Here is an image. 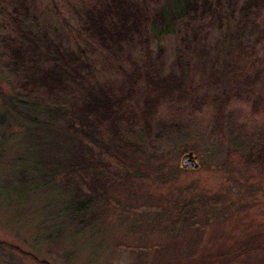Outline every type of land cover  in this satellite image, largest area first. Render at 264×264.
Masks as SVG:
<instances>
[{
	"label": "rangeland",
	"instance_id": "rangeland-1",
	"mask_svg": "<svg viewBox=\"0 0 264 264\" xmlns=\"http://www.w3.org/2000/svg\"><path fill=\"white\" fill-rule=\"evenodd\" d=\"M17 1L25 0H0V264H264V106L260 114H251L250 101L256 94L250 100L247 93L255 87L264 93V2L252 7L254 32L246 25L248 32L226 35L222 42L224 47L248 42L254 47L250 62L261 66V73L249 71L247 81L242 80L244 89L231 92L227 75L218 66L221 61L214 62L219 52L186 53L176 61L173 39L150 40L149 57L135 52L130 59L120 56L119 60L99 52L92 55L84 47L88 60L80 70L85 82L79 94L36 95L37 99L17 95L23 102L37 100L41 108L30 113L50 119L47 131L31 124L22 105L12 111L7 104L16 97L20 76L7 69L14 45L4 40L3 25ZM244 1L222 3L242 21ZM62 5L59 0H37L31 12L35 21L27 22L31 30L40 38L44 33L63 38L67 29L79 26L76 12ZM208 38L210 50L218 36L212 33ZM143 64L157 67V75L166 81L149 133L132 102L123 103L118 135L130 144L121 150L127 158L120 159L124 164L137 160V170L90 146L96 172L109 176L110 183L93 189L84 213H73L69 205L74 202L75 188L84 191V186L67 165L72 158L71 141L51 130L64 124V113L77 111L79 101L74 98L95 93L98 86L123 83V94L131 96L127 81L133 79L138 83L134 95L144 98L148 94L144 75L153 73ZM133 65L142 68L135 72ZM222 94L231 98L218 130L215 103ZM53 100L61 104L57 111L44 108ZM55 140L58 148L50 146L38 158L30 150V145ZM188 151L195 157L196 169L181 165ZM64 167L69 173L61 182L50 183L47 177L38 182L46 173L59 178ZM117 171H121L118 177L113 175ZM187 202L197 211L195 221L188 227L172 223Z\"/></svg>",
	"mask_w": 264,
	"mask_h": 264
},
{
	"label": "trees",
	"instance_id": "trees-1",
	"mask_svg": "<svg viewBox=\"0 0 264 264\" xmlns=\"http://www.w3.org/2000/svg\"><path fill=\"white\" fill-rule=\"evenodd\" d=\"M60 1L62 6L67 5L73 12L75 11L81 21L79 26L67 29L70 35L63 33V38L52 37L47 35L48 33H44L43 37L40 38L31 30L32 27H29L28 21L30 19L31 22L35 21L32 18L35 17L33 16L34 13L31 12L36 10L37 0L15 2L10 13H7L3 25L7 32L6 35H3L4 40L11 41L14 45L9 51L7 69L10 73L20 76L18 88L15 90L17 92L16 97L14 96L10 102L8 100L9 103L7 104L12 111L17 109L16 105H22L24 109L22 112H27L26 117L32 121L31 124L35 125L36 129L42 127L41 129L48 131L47 126L51 123L48 121L50 119L36 118L35 112L30 113L41 108H39L37 100L23 102L19 98L21 96L29 98L33 95L36 99V95L55 98L63 93L79 94L77 92L84 89L85 82L80 70L87 67L84 61L88 60L84 47L89 48L87 52L92 55L99 52L101 55L115 56L116 59L118 57V60L120 56H126L130 59V55L135 52H143L145 56L149 57L148 45L150 40L159 42L163 39H173L175 41V57L178 62L186 53L209 55V52H219L215 56L217 59H214V62L219 63L221 61L218 66L227 75L226 81L230 83V90L233 94L235 91L244 89L243 83L247 81L251 72L256 74L260 72L259 67L261 66H254L250 62V58L254 54V47L250 42L246 43L247 45L238 44L228 47H224V43L222 46V42H225L226 35L227 37L233 33L242 35L248 32L246 30L248 27L252 31L255 29L257 25L250 17V13H253L251 12L253 6L257 7L264 0H245L240 5L242 21L236 20L232 12H227L222 0ZM53 7L57 9L56 2ZM30 15L32 16L30 17ZM57 15L62 25L66 26L65 19L61 17L59 12ZM212 33L218 38L215 41L216 45L209 50L207 41ZM262 35L264 37V33ZM222 55H226V59L221 58ZM106 59L110 58L106 57ZM140 66L149 68L153 73V75L149 74L151 78H149L150 76L146 77L147 74L144 75V82L148 88V94L144 98L138 100L137 96L134 95L133 90L137 88L138 83L133 79L127 81L129 83L127 90L132 92L131 96L123 94V83L114 86L111 84L98 86L95 93L89 92L74 98L78 99L79 106H76V112L68 111V113L63 114L62 121L64 124L59 127L56 126L54 130L49 128L51 131H55L54 133L59 134L60 137L71 141L73 152L67 165L70 167L71 174L78 175V182L84 186V191L75 188L74 202H70V209L68 208L73 213H84L93 198L91 196L94 192L93 189L101 188L104 182L110 183L109 176L106 177L96 172L90 146L94 145L102 152L109 154L124 167L137 170L136 166L139 164L137 160H131L128 164H124L125 162L120 159L121 156L127 158V155L121 150L130 144L118 135L119 127L117 124L122 111H124L125 105L123 103L126 99L132 102V106L137 109L144 130L149 133L157 113L158 96L163 92V84L166 81L157 75V67L152 64ZM218 66L215 67L218 68ZM139 67L133 65L132 70L138 72ZM123 68L120 66L118 69L123 70ZM247 93L250 100L256 94L254 100L250 101L251 114H260L258 113L259 108L264 106V93L256 87ZM118 95H120L119 99H117ZM224 95L218 96L216 98L218 101L215 103L217 116L214 126L218 130L226 120V107L231 98V96ZM27 107L29 108L26 109ZM46 107L56 108L57 111L61 104L53 100L52 104H46L44 108ZM95 126H98L99 129H96ZM24 132L26 137L28 136L30 139L29 129L26 128ZM50 146L56 149L59 144L55 140V142L30 145L29 147L30 150L36 152V158H38L40 154L48 153ZM110 150L116 153L111 154ZM263 151L264 149H261V152ZM189 152L192 153L191 151L187 153ZM36 163L38 164V161ZM63 169L65 172L63 171L59 178L57 176L51 178L49 173H46L39 177L38 182L45 181L47 178L46 181L50 183H55L57 179H60L58 181L61 182L69 173L66 172V167ZM101 172H104V169H101ZM119 173L121 171L113 172V175L118 177ZM122 173L127 172L124 170ZM19 174L22 175V171ZM125 177L126 174L122 178ZM84 192L86 193L84 194ZM178 210L171 221L172 223L182 224L181 227H188L195 221L197 211L188 202L181 211Z\"/></svg>",
	"mask_w": 264,
	"mask_h": 264
},
{
	"label": "water",
	"instance_id": "water-1",
	"mask_svg": "<svg viewBox=\"0 0 264 264\" xmlns=\"http://www.w3.org/2000/svg\"><path fill=\"white\" fill-rule=\"evenodd\" d=\"M181 165L183 168H186V169H196L198 167L195 157L190 152L182 156Z\"/></svg>",
	"mask_w": 264,
	"mask_h": 264
}]
</instances>
